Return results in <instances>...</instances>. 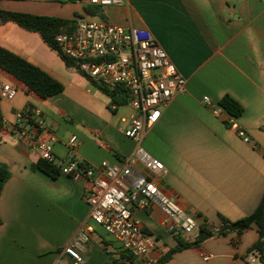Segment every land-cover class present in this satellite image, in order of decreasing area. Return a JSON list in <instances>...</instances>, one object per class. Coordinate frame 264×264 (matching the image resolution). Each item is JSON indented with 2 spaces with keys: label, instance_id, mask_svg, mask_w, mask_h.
<instances>
[{
  "label": "crops",
  "instance_id": "1",
  "mask_svg": "<svg viewBox=\"0 0 264 264\" xmlns=\"http://www.w3.org/2000/svg\"><path fill=\"white\" fill-rule=\"evenodd\" d=\"M0 10L74 24L94 16L147 30L185 79V92L173 96L156 124L136 141L124 135L136 115L133 109L122 104L110 110L115 102L89 78L67 69L37 33L13 22L0 24L1 48L63 85L61 93L42 99L0 70V88L16 89L13 100L0 99V162L10 173L0 192V264H53L57 259L72 264L64 248L86 225L92 228L82 253L86 264H248L259 238L255 224L181 248L159 262L178 240L194 238L168 232L157 208L134 213L154 237L155 248L143 259L121 251L89 218L83 183L36 169L41 159L33 135L18 139L4 124L13 122L16 111L38 109L54 134L57 166L69 158L88 166L116 165L142 146L164 165L155 179L160 189L196 217V235L201 227L217 230L223 220L244 219L264 196V0H124L106 9L75 0H0ZM225 96L241 106V115L232 117L219 106Z\"/></svg>",
  "mask_w": 264,
  "mask_h": 264
},
{
  "label": "built area",
  "instance_id": "2",
  "mask_svg": "<svg viewBox=\"0 0 264 264\" xmlns=\"http://www.w3.org/2000/svg\"><path fill=\"white\" fill-rule=\"evenodd\" d=\"M76 1L98 9L124 3V0ZM55 45L62 55L74 60L81 74L92 82L126 95L125 105L136 112L124 132L127 138L139 141L156 124L162 108L173 96L185 92V79L147 30L114 26L98 17L86 16L76 20L71 32L59 33ZM15 96V88L1 86L0 99L10 101ZM204 102L209 104L207 98ZM118 105L112 103L109 109L115 110ZM4 125L13 130L18 139L33 135L32 146L39 158L53 163L55 137L38 109L28 107L25 111H16L13 122ZM237 133L244 142L248 141L243 132ZM74 143L75 137H71L68 141L70 156ZM58 166L60 174L83 183L89 218L128 255L143 259L155 248L154 237L145 232L134 217L137 210L157 208L164 216L162 224L168 232L176 237L197 236L196 217L167 196L155 182L164 172L163 163L142 146L138 145L116 165L103 161L97 166H88L69 158ZM91 232L90 226L82 227L64 248L72 264H86L82 253ZM246 260L248 264H264L256 249L250 250ZM53 264L66 263L57 259Z\"/></svg>",
  "mask_w": 264,
  "mask_h": 264
},
{
  "label": "trees",
  "instance_id": "3",
  "mask_svg": "<svg viewBox=\"0 0 264 264\" xmlns=\"http://www.w3.org/2000/svg\"><path fill=\"white\" fill-rule=\"evenodd\" d=\"M87 11L91 12L90 9H87ZM4 22H13L24 30L37 33L41 37L44 44L51 51L56 53V55L62 60L64 66L67 69L74 70L80 75L84 76L79 71L77 63L74 60L62 55L55 45V37L59 33H69L73 30V21L60 19L57 17L38 16L32 14L7 12L0 10V24ZM0 70L8 73L14 79L21 82L28 91L34 93L42 99L52 97L63 91V85L60 82L50 77L45 72L41 71L36 66L30 64L29 62L21 59L20 57L1 47ZM91 83L99 91L108 96L111 101L118 103L119 105L126 103V95L123 94V92H120V90L109 91L97 83H94L92 81ZM219 106L232 117H238L242 113L241 106L228 96H225L221 99V101L219 102ZM34 167L51 177H56L60 174L59 166L44 160H38ZM9 176L10 173L6 165L0 162V192L2 186L9 178ZM252 224H255L257 226V232L259 237L253 249H256L260 252L262 261L264 263V196L258 208L250 216L238 220L236 222H228L226 220H223L222 226L217 230H210L208 228L201 227L199 234L193 240L188 242L178 240L177 247L174 250H171L159 262H162L171 253L181 248L197 246L210 237L222 235L228 231H235L236 233H241L243 230L250 228Z\"/></svg>",
  "mask_w": 264,
  "mask_h": 264
},
{
  "label": "rangeland",
  "instance_id": "4",
  "mask_svg": "<svg viewBox=\"0 0 264 264\" xmlns=\"http://www.w3.org/2000/svg\"><path fill=\"white\" fill-rule=\"evenodd\" d=\"M76 1V0H75ZM106 9V8H105ZM95 88V87H94Z\"/></svg>",
  "mask_w": 264,
  "mask_h": 264
}]
</instances>
